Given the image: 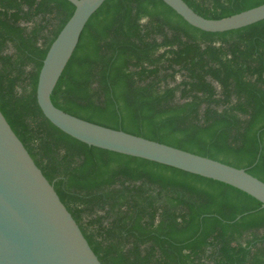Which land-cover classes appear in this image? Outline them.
<instances>
[{
	"label": "trees",
	"instance_id": "1",
	"mask_svg": "<svg viewBox=\"0 0 264 264\" xmlns=\"http://www.w3.org/2000/svg\"><path fill=\"white\" fill-rule=\"evenodd\" d=\"M223 18L264 0H184ZM68 0H0V110L102 264H264V207L226 183L87 145L36 98ZM79 118L264 182V19L208 32L162 0H105L51 94Z\"/></svg>",
	"mask_w": 264,
	"mask_h": 264
},
{
	"label": "water",
	"instance_id": "2",
	"mask_svg": "<svg viewBox=\"0 0 264 264\" xmlns=\"http://www.w3.org/2000/svg\"><path fill=\"white\" fill-rule=\"evenodd\" d=\"M72 15L50 44L38 73L36 98L44 116L90 146L146 159L231 185L261 202L264 182L219 160L120 129L87 121L56 107L50 94L91 15L105 0H68ZM187 23L208 32L238 29L264 19V3L213 19L184 0H162ZM0 264H102L0 110Z\"/></svg>",
	"mask_w": 264,
	"mask_h": 264
}]
</instances>
